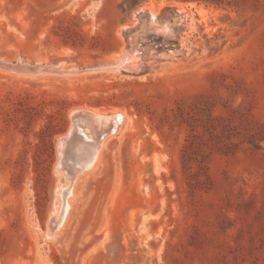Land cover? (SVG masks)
Listing matches in <instances>:
<instances>
[{
	"label": "rangeland",
	"instance_id": "obj_1",
	"mask_svg": "<svg viewBox=\"0 0 264 264\" xmlns=\"http://www.w3.org/2000/svg\"><path fill=\"white\" fill-rule=\"evenodd\" d=\"M210 1L0 0L6 61L142 51L0 69V264H264V0ZM77 109L127 118L91 168L84 138L57 146Z\"/></svg>",
	"mask_w": 264,
	"mask_h": 264
},
{
	"label": "water",
	"instance_id": "obj_2",
	"mask_svg": "<svg viewBox=\"0 0 264 264\" xmlns=\"http://www.w3.org/2000/svg\"><path fill=\"white\" fill-rule=\"evenodd\" d=\"M139 14L140 13H138L137 15ZM173 16L175 18L176 23L179 21H183L184 19V14L180 13L176 9L173 12ZM143 17L145 18V21L141 26V29L149 28L151 30H161L162 33H165L169 29L168 24L163 25V23L161 22V20H159L157 16H153L148 12H144ZM136 34H138V32ZM134 42L135 40L134 37L132 36L130 50L127 53H124L116 61L100 63L85 68H79L74 66L65 70L63 66L67 64L68 62L67 59H59V60L51 61L49 63H41L39 61H27L22 57H17L14 61H6L3 58H0V69L14 74H23L29 76L49 74V73L71 75V74H82L86 72H119L120 69L123 70L126 69L127 65L136 66V67L140 66L137 61H135L133 64H129V62H127V59L125 57L126 55H128V56H133L134 58H138L139 55L142 54L141 49L138 48L134 44ZM145 59L157 60L158 56L156 53H153V54H149V56L146 57ZM70 116H71L72 124L69 131L65 136L60 137L57 140V146L59 148L60 154L64 152V148L67 145L68 140L72 136L79 135L80 137L85 139L83 133H81L77 128L81 129L84 127L86 118L88 119L93 118L91 110H85V109L73 110L70 113ZM85 143H86L85 145L88 147L87 142ZM89 153L90 156H92L94 151L92 149H89Z\"/></svg>",
	"mask_w": 264,
	"mask_h": 264
},
{
	"label": "bare ground",
	"instance_id": "obj_3",
	"mask_svg": "<svg viewBox=\"0 0 264 264\" xmlns=\"http://www.w3.org/2000/svg\"><path fill=\"white\" fill-rule=\"evenodd\" d=\"M179 10L181 11L182 9L179 8ZM155 14H157L156 12L152 13L153 16H156ZM127 59V62L132 64L135 62V60L137 58H134L133 56H125ZM93 118L92 119H88L86 118L85 120V125L83 128H77L79 129V131L81 133H83L85 140L87 142L88 148L92 149L94 151L93 155L90 156L89 161L87 163H85L84 165H80V169H84V168H91L94 163L97 161L98 158V154H99V149L101 147V144L103 142V140L110 135H114L116 134L121 126H123L125 124V122L127 121L126 116L123 113H118V112H113L110 114H104V113H99L98 111H91ZM59 169H57L58 171ZM62 177H65V179L67 180H71V178L68 176V173H62L61 174ZM63 179H61V176L58 178V181L61 182ZM69 186V185H67ZM63 187V185H56V187L58 188V190L61 191V198H63L65 196L66 193V189L70 188V187ZM70 188L68 190V194L71 192ZM56 204V202H55ZM66 207V204H65ZM53 218H60V214L57 210H53ZM64 214H65V210H64ZM64 216L61 218V220L59 221V224H61L63 222ZM53 218L51 219L55 225L58 224V222L54 221ZM48 238L49 239H53L54 240V232L53 226H49L48 228Z\"/></svg>",
	"mask_w": 264,
	"mask_h": 264
},
{
	"label": "trees",
	"instance_id": "obj_4",
	"mask_svg": "<svg viewBox=\"0 0 264 264\" xmlns=\"http://www.w3.org/2000/svg\"><path fill=\"white\" fill-rule=\"evenodd\" d=\"M204 2H206V3H213L212 1H210V0H203Z\"/></svg>",
	"mask_w": 264,
	"mask_h": 264
}]
</instances>
